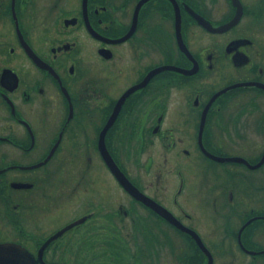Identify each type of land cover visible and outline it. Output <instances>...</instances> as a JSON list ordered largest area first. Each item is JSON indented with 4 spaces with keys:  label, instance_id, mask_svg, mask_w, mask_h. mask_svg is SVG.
<instances>
[{
    "label": "flooded vegetation",
    "instance_id": "flooded-vegetation-1",
    "mask_svg": "<svg viewBox=\"0 0 264 264\" xmlns=\"http://www.w3.org/2000/svg\"><path fill=\"white\" fill-rule=\"evenodd\" d=\"M238 2L220 29L235 0H0V243L264 264V0Z\"/></svg>",
    "mask_w": 264,
    "mask_h": 264
},
{
    "label": "water",
    "instance_id": "water-1",
    "mask_svg": "<svg viewBox=\"0 0 264 264\" xmlns=\"http://www.w3.org/2000/svg\"><path fill=\"white\" fill-rule=\"evenodd\" d=\"M237 3V8L233 14V16L224 24H222L221 26H219L218 28H224L232 23H234V21L237 18V15L240 12V5L238 0H235ZM234 2V0H233ZM239 8V9H238ZM230 87V86H229ZM226 89V88H224ZM224 89L216 92L215 94L223 91ZM214 94V95H215ZM212 95V97L214 96ZM223 159H234L232 157H227V158H223ZM107 164L109 165V167L111 168V171L113 172V174L116 176L117 180L119 181V183L130 193L132 194L134 197L141 199L143 202H145L146 204L150 205L151 207H153L162 217H164L165 219H167L168 221H170L171 223H173L174 225H176L178 228L191 232L192 235L197 239L198 243L200 245H202L200 243V241L197 238V235L188 227L183 226L182 224H180L174 217L173 215L168 212L164 207L152 202L151 200H149L146 196H144L142 193H140L125 177L124 175L119 171V169L117 168V166L115 165V163L113 162V160L107 156V158H105ZM264 217V216H263ZM30 259L28 258L27 254L24 252V250L17 244L11 243V242H2L0 243V264H31L30 263Z\"/></svg>",
    "mask_w": 264,
    "mask_h": 264
},
{
    "label": "rangeland",
    "instance_id": "rangeland-1",
    "mask_svg": "<svg viewBox=\"0 0 264 264\" xmlns=\"http://www.w3.org/2000/svg\"><path fill=\"white\" fill-rule=\"evenodd\" d=\"M261 105H262V107L264 108V103H263V101H261ZM255 133H256V135H257L256 139L258 140V138H260V137H258V135L261 134V132H258V130H257ZM259 143H260V142L257 141V145H256V146H253L252 141H248V142L246 143V146H251L253 149L257 150L258 147H259ZM233 145H234V144H233ZM153 151H156V152H158L159 154L162 153V151H161V147H157V148H155ZM164 155L166 156L164 159L162 158L161 155H159V157H158L159 166H160L161 169H163V167H164L165 160H166L168 157H169L170 160H171V157H172V156H171V153H169V154H168V153H165ZM191 157H193V156H191ZM171 162H172V160H171ZM168 166H169V162H168V160H167V162H166V168H167ZM200 184H201V182H196V183H195L196 186H198V185H200ZM170 187H171V186L168 185V190H169ZM194 196H195L196 198H197V197H200V195H198L197 193H195ZM198 218H200V216H198ZM203 222H204V220H203V217H202V218H201V221H200V225H202ZM256 222H264V220H258V221H256ZM165 233H166L167 235H169V237H170V232H165ZM161 239H163V238L161 237ZM173 239H175V238H173ZM64 256H65V258H68L69 261H71V259H72V257H73L72 254H64ZM69 264H71V262H69ZM74 264H94V258L92 259V255H91V254H88V252H80L79 254H75ZM159 264H175V263L173 262V254H172L171 250L168 248V244H167V243H164V242H163L162 247H161L160 250H159Z\"/></svg>",
    "mask_w": 264,
    "mask_h": 264
}]
</instances>
